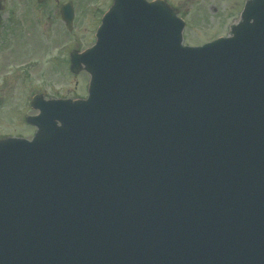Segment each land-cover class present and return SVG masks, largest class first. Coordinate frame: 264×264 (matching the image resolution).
<instances>
[{"label":"water","instance_id":"95a60500","mask_svg":"<svg viewBox=\"0 0 264 264\" xmlns=\"http://www.w3.org/2000/svg\"><path fill=\"white\" fill-rule=\"evenodd\" d=\"M245 8L191 49L165 1L115 0L72 55L89 102L0 143V264H264V0Z\"/></svg>","mask_w":264,"mask_h":264},{"label":"rangeland","instance_id":"374dc122","mask_svg":"<svg viewBox=\"0 0 264 264\" xmlns=\"http://www.w3.org/2000/svg\"><path fill=\"white\" fill-rule=\"evenodd\" d=\"M67 1L76 5L72 32L60 16L61 7ZM112 1L44 0L40 5L34 0L37 32L29 40L22 39L21 44L9 41L7 52L0 49V138L10 135L31 139L34 136L36 129L25 123L24 118L34 114L28 97L36 88L47 99L87 98L89 75L86 72L72 74L66 52L70 47L84 51L94 45L95 32L111 9ZM165 1L186 21L183 43L194 46L228 36L248 0ZM30 42L32 52L29 46L25 47ZM32 61L35 66L30 69L28 62Z\"/></svg>","mask_w":264,"mask_h":264},{"label":"flooded vegetation","instance_id":"af4514ba","mask_svg":"<svg viewBox=\"0 0 264 264\" xmlns=\"http://www.w3.org/2000/svg\"><path fill=\"white\" fill-rule=\"evenodd\" d=\"M0 7L2 19L0 22V49L2 48V51L10 49V47L7 48L9 41H18L21 44L22 39L29 40L32 34L37 32L34 0H0ZM31 45L30 42L25 44V47L29 46L32 52ZM15 46L17 48L16 44Z\"/></svg>","mask_w":264,"mask_h":264}]
</instances>
